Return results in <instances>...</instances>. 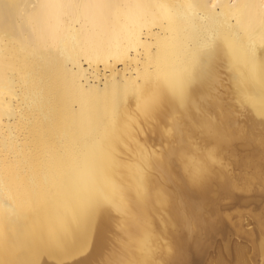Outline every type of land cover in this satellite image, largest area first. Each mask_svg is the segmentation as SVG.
I'll return each mask as SVG.
<instances>
[{
	"label": "bare ground",
	"instance_id": "obj_1",
	"mask_svg": "<svg viewBox=\"0 0 264 264\" xmlns=\"http://www.w3.org/2000/svg\"><path fill=\"white\" fill-rule=\"evenodd\" d=\"M140 50L146 68L128 79ZM83 61L112 76L92 81ZM219 73L264 133V0H0V264H148L168 227L166 264H196L191 204L219 147L186 153L171 115L237 135L214 112L229 108ZM163 131L175 148L161 151Z\"/></svg>",
	"mask_w": 264,
	"mask_h": 264
},
{
	"label": "rangeland",
	"instance_id": "obj_2",
	"mask_svg": "<svg viewBox=\"0 0 264 264\" xmlns=\"http://www.w3.org/2000/svg\"><path fill=\"white\" fill-rule=\"evenodd\" d=\"M159 30H161V29H154V31H157L159 33V36L168 37V35H164ZM200 40H203V38ZM155 44H156V42H155L154 37H151L149 42H148V45L151 48L150 51H152V52L156 51L157 44L156 45ZM131 52H133V51H131ZM110 61L113 62L114 60L111 59ZM143 61H144V53L142 50H140V55H138V59H136L135 62H133L129 68L130 71H129V69L124 71L127 74V76L129 75V77H127L128 79H132V80L133 79H139V75H138L139 71L143 68H146V65H144L145 62H143ZM83 66H84V68H87L86 74H87V76H89V79H91L92 81L96 80L95 81L96 83L98 82V80H97V78L94 77V75H93L94 73L97 74L98 79H100V82H103L105 80L104 76L107 75L108 73H109L108 75L110 77L112 76V74H111L112 72H111L110 68L105 67L101 63H99L98 66H96V68L94 69V70L98 69L99 72L94 71L93 67H88L87 63H85V61H83ZM116 66H117V69H122L123 68L122 67V61H116ZM147 67H148L147 69H149V70L152 69L151 65H148ZM129 73H131V74H129ZM222 75H223L222 73H219V84L220 85L219 84L217 85V89L215 92L219 93V95H221L222 99L224 98V100L228 103L229 108H225L224 110H222V107H219V106L216 107V105H212L213 108L216 107L215 110L214 109L213 110H214V112H217V114L219 112L220 118L218 116H214L213 113H211L212 114L211 117L209 116L210 115L209 112H213V110L209 111L212 109L211 106H210L211 108L210 107L209 108L202 107L203 110L201 111V114L203 115L204 112L206 111L205 115H203V117H204V119L206 118V120L209 121L212 125L217 124V121H215L216 122L215 124L213 123V120H217V119H218V122L220 123V125L221 124L225 125L226 119H227V121H229L228 122L229 124L231 123L230 121H232V122L234 121L233 122L234 125L236 123L235 126L239 127V131H238V128H236V131H238L237 135L239 136V140H238V136L234 134L236 136L235 137L232 133V135L231 134H228V135L234 136L235 139L236 138L237 139L230 142L231 140L234 139V137H233V139L231 137V140L228 137L226 138L225 136L227 135V133L225 130H223V133H225V135L221 134L220 137H217L218 135L214 137V135H213L212 138H209L212 136V133L211 132L209 133V131L212 129H210V130L209 129H203L204 132H205V130H207L206 134L209 133L208 134L209 136H207L205 133L203 134L201 124L198 123L199 122L198 120L197 121L195 119L192 120L193 118L190 119L187 115H184L183 113H180V112L179 113L176 112V113L171 115L174 121L178 120V121H176V123L180 124L179 121L180 122L182 121V123H183V124L179 125V127H183V128H179V131L181 130V132L184 134V136L182 135V137H184V141L187 143L186 145H184L185 142H183L184 143L183 146L186 149L188 148L187 150H185V148H184L186 153H188V152L192 153V152H194V150L197 152L200 151V153H201V152H203L204 148L216 150L217 147H219V148L216 150V153L217 154L220 153L219 155H217V157L219 156V158L218 159L216 158V162L211 167V172H210L211 174H210L208 184H207V188L205 189L204 194H202V196L196 202H194V204H191V213H192V216L194 218V220H193L194 221V223H193L194 227L192 226V228H193V230H196L195 233H198V234H196V235H199L198 238L199 239L201 238L200 240H202V241L200 242V240H199V243H201V246L204 244L203 245L204 248L202 247L203 252L201 251V253L203 255L200 254L201 257L198 256L199 258L197 257L195 262H196V264H223V263L233 264L237 260V257L239 256V258L240 259L242 258V262L244 261L245 264H264V185H263L264 184V179H263L264 175L262 173V171L264 172V164H263L264 163V159H263L264 155L262 154V152L264 153V151H260L262 148L264 149V133L260 129H257V127H258L257 123L258 122L257 123L252 122V121H255V120H252L253 118H250V116L253 117L252 113L249 114L250 115L249 116L245 112L247 110L244 108V113H246V115L249 116L248 118H250L249 120L247 119V116L243 113V107L244 106H242V105H244V103L242 104L239 100H237V97H236L234 91L229 86L230 84L226 80L225 76H222ZM117 76L119 77V75H117ZM231 91H233V93ZM231 106H233V107H231ZM217 109H220V110H217ZM227 110L229 113L228 116L225 115V113H227ZM206 113H208V114H206ZM220 113H222V115ZM217 114L215 113V115H217ZM176 115H179V117L181 115H183L182 120H181L182 116L179 119L178 116L176 117ZM207 115H208V118L205 117ZM223 116L225 118V120H224L225 122L221 120V118H223ZM229 117L231 118V120ZM219 119L221 120L222 123L220 122ZM188 120H189V122L195 123L196 125L192 124V123L189 124ZM240 120H241V122H240ZM167 121L165 123L168 124L169 122H172V119L168 118ZM193 121H195V122H193ZM252 123L256 124L257 127L255 125H252ZM191 124H192V126L194 125L195 127L197 125L198 126L196 128L193 126V128H192ZM199 124H200V126H199ZM226 124H227V122H226ZM182 125H184V126H182ZM249 126H251V127H249ZM168 127H169V125H168ZM198 127L201 128V131H200V129L199 130L197 129ZM254 128H255V131H254ZM182 129H184V130L182 131ZM194 129H197L198 132H197V130L195 131ZM259 130H260V132H259ZM179 131H178V134L176 133V135L178 137H179ZM188 131H189V133H188ZM181 132H180V135H181ZM190 132H192V133H190ZM199 132H202V133H199ZM160 134H161V136L158 135L157 144L159 143L158 146L161 145L159 147L161 149V151H165V150L167 151V150L175 148L176 144L178 143V142L176 143L177 138L175 139V137H174L175 135H172V137H168L167 133H164V131L161 132ZM190 134H191V137H190ZM257 134H258V136H257ZM186 136H187V138L189 137L188 139H190V140H187ZM223 136L225 137L224 138L225 141H223V139H222ZM159 137H161V138H159ZM164 137H166V138H164ZM218 138L220 139L219 141H217ZM165 139H167L166 142H169V143H166ZM169 139H170V141H169ZM206 139H207V141H206ZM209 139H210V145L211 146L213 145L212 146L213 148L211 146H209V144H208ZM228 139H229L230 143L228 141L227 142L230 145L227 144V142H226V140H228ZM172 140H173V142H172ZM211 140H212V143H211ZM247 140H254L255 145L252 144L253 147L250 145L247 146L246 145ZM194 141H195V143H194ZM205 141L208 143H206ZM170 142H171V144H170ZM188 142H190V145L191 144L192 145L190 146ZM214 142H216L217 144ZM173 143H175V144H173ZM214 144H216V146L217 145L218 146L216 147ZM240 144H242V146ZM206 145H207V147H204ZM233 145L235 148L233 147ZM187 146H189V147H187ZM214 146H215V148H214ZM164 147L165 148L167 147V148L165 149ZM200 147H202V148L200 149ZM163 148H164V150H163ZM191 148H192V150L193 149L194 150L192 151ZM206 149H205V151H206ZM244 149H246V150H244ZM255 149L260 151V152L255 151ZM234 150H236V151H234ZM239 150L242 151L241 154L243 156L241 154H239L240 153ZM197 152H195V153H197ZM255 152L256 153L258 152L257 154H260V155L262 154L260 157H258L256 159L257 161L255 159H253V158H255L254 157ZM195 153H193V154H195ZM237 154L239 156H237ZM249 155H251V156H249ZM247 156H249L250 159ZM245 157H246V159H248V161L244 159ZM261 157L263 160H258L259 158L261 159ZM241 159H243V160H241ZM251 160H253V161L251 162ZM174 162H175L174 169L176 171L180 170L181 169L180 168L181 162H178V161L177 162L174 161ZM250 162H251V164H250ZM253 169H254V171H253ZM260 169H262V170H260ZM245 175L250 176L252 180L249 179L250 177L245 176ZM258 180H260V181H258ZM249 181H251L252 183L251 182L249 183ZM225 183H229V188H225V189L222 188L224 185H226ZM156 226L160 227V224L157 223ZM167 230L171 231V229L169 227L167 228ZM167 230L164 234L167 233ZM172 232L173 233L169 232L170 234H166L167 238H168L167 240L165 239L166 235L164 236L163 232L161 233L160 236L162 237V241L164 238V241L163 242L159 241V242L163 243V245L158 242V244L157 243L155 244L156 249H155V246H153L154 249L151 251V253L154 250H155V252L152 253L153 255H150L152 257L149 256V261L151 260L152 262L148 261V264L149 263L150 264H154V263L155 264H166L167 261L165 259H168L167 257H170L171 256L170 254L173 255V253H175L176 248H175V245L173 244L175 241L170 239V238L174 239V237H175L174 231H172ZM173 235H174V237H173ZM168 236H170V237H168ZM168 241H169V243L173 242V243H171L172 245L168 244ZM166 244H168V245H166ZM158 245H159V247H158ZM165 245H166V247H165ZM160 246L162 248L165 247L164 248L165 250L170 247V250L169 249L167 250V252H169L170 254L169 253L167 254V252H165V250L163 251V249L160 248ZM163 252H165V253H163ZM238 253H240L242 257Z\"/></svg>",
	"mask_w": 264,
	"mask_h": 264
}]
</instances>
